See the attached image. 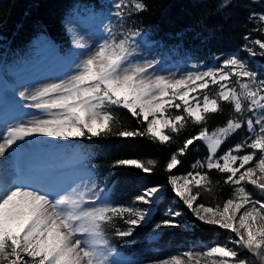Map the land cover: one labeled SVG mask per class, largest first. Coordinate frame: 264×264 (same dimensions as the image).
Masks as SVG:
<instances>
[{"label":"snow or ice","instance_id":"obj_1","mask_svg":"<svg viewBox=\"0 0 264 264\" xmlns=\"http://www.w3.org/2000/svg\"><path fill=\"white\" fill-rule=\"evenodd\" d=\"M115 8V16L122 21L126 15L130 17L145 11L147 6L143 0L127 3L120 0ZM250 18L264 24V12L253 13ZM256 30L264 34V28ZM140 36L138 29L118 33L107 27L102 43L94 50L76 40V47L87 51L81 54L83 58L74 64L70 74L31 93H19L31 101L26 107L38 110L41 115L6 128L0 142V158L17 142L36 136L91 140L113 134L112 126L117 122L113 109L117 107L147 123L143 130L122 129L115 135L147 136L166 143L172 137L165 134L164 129L178 133L188 119L206 125L209 114L222 111L221 102L229 103L237 115L211 132L204 126L197 135L185 140L178 153L171 156L166 170L171 172L181 163L177 156L183 155L194 141L205 142L208 156L197 165L227 174L224 183L234 186L233 196L222 206L197 204L201 196L199 189L212 190L207 172L171 175L168 184L200 221L230 230L235 235L223 245L217 243L202 252L188 251L151 264H184L182 257L188 264H200L194 259L196 256L208 258L211 264H255V260L264 264V224H260L264 221V200L252 199V194L243 186L251 184L264 192V183L254 179L257 171L264 174V79L258 80V73L235 54L218 67L190 72L178 79L150 75L149 70L154 69L158 61L141 63L135 59L139 49L136 37ZM251 44L258 45L261 51L257 53L253 47L245 45L247 53L264 56V40L254 39ZM210 84L217 86L214 94L204 91ZM198 92L203 93L202 97L191 95ZM172 107L182 109L183 114L164 115ZM243 127L249 135L217 156L221 145ZM245 149L251 151L244 152ZM241 152L244 154H236ZM253 160L255 164L246 168ZM116 163L135 166L145 173L151 172L156 164L154 160L138 159H122ZM163 191V186H153L135 196L136 202L149 206L141 209L116 206L102 199L95 182L62 188L54 184L41 187L21 180L0 192V264H120L113 259L117 248L107 239L108 228L114 229L118 237L130 236L133 227L149 217L151 206L161 199ZM241 209L244 210L241 212ZM181 215L180 211H173L169 219L157 223L155 228L178 227L175 217ZM117 219L133 227L120 230L115 227ZM243 250L250 256L241 257Z\"/></svg>","mask_w":264,"mask_h":264},{"label":"trees","instance_id":"obj_2","mask_svg":"<svg viewBox=\"0 0 264 264\" xmlns=\"http://www.w3.org/2000/svg\"><path fill=\"white\" fill-rule=\"evenodd\" d=\"M105 0H0V64L15 68L16 60L26 54L29 48L43 37L49 38L65 56L71 53V37L66 22L74 13L81 15L87 12H99ZM145 11L134 13L128 19L131 30H140L144 40L152 42L155 49L169 60L180 61L188 58L212 62L222 60L225 55H233L244 48L247 40H264V34L257 31L264 28L254 18L253 13L264 12L262 4L255 0H143ZM261 7V8H260ZM245 37H248L246 40ZM139 44L140 49L143 46ZM243 54L247 55L245 50ZM263 61H264V56ZM261 55L259 58L262 60ZM222 111L209 114L207 123L195 124L187 120L184 128L178 133H168L172 139L166 143L153 141L147 136L120 137L114 133L118 130H143L146 121L133 117L127 110L117 107L113 124V134L102 135L85 140L79 144L83 152L97 157L99 166L113 170L111 183L115 190L112 196L124 200L127 196L140 194L143 189L153 186H165L166 195L156 206V211L146 224L129 226L117 219L115 227H133L131 237L141 238L150 233L155 225L165 219L168 208L174 204L187 216L186 224L190 231L180 232L177 228H166L160 238L153 242L135 243L122 248L125 255L137 256L140 251L163 248L175 250L180 243L223 241L227 232L217 227H210L195 218L190 209L179 200L168 184L171 175L180 176L189 173L197 162L206 160L208 149L203 141H194L183 155L181 161L171 172L166 165L172 155L184 146V141L197 135L200 129L207 126L209 132L224 126L234 115L229 103L221 102ZM247 132L246 127L231 135L218 150L222 155L235 144L240 143ZM74 147L78 146L76 143ZM94 150V151H93ZM122 159H138L144 162L154 160L155 167L145 173L135 166L117 165ZM207 172L212 181L211 192H201L199 203L206 206L223 205L233 196V185L224 183L227 174L215 169ZM109 173V172H107ZM114 183V184H113ZM141 186V187H139ZM116 199V200H117ZM175 202V203H174ZM112 229V228H111ZM114 231V229H113ZM182 233V234H181ZM121 244V242H117ZM241 257L250 253L241 252ZM254 259V258H253ZM255 264H260L255 260Z\"/></svg>","mask_w":264,"mask_h":264},{"label":"rangeland","instance_id":"obj_3","mask_svg":"<svg viewBox=\"0 0 264 264\" xmlns=\"http://www.w3.org/2000/svg\"><path fill=\"white\" fill-rule=\"evenodd\" d=\"M255 1L260 5L262 4L264 8V0ZM118 2H120V0H105L99 12L91 11L84 15L74 12L69 17L66 22V27L71 37V53L69 57H61L54 43L49 38L43 37L36 41L26 54H23L16 60L14 69H12L11 66L7 67L5 65H0V142H2V137L8 126L18 121H27L33 116L41 115L38 110L26 107L31 101L22 98L19 93L22 91L31 93L48 83L65 78L66 74H70L74 70V64L83 58L81 54L87 51L77 48L75 45L76 40L88 44L90 49L94 50L99 43H102L107 27H112L113 31L118 33L122 32L124 29H130L128 26L129 16L126 15L122 21L115 16V12L117 11L115 4ZM124 2L127 3L128 0H124ZM136 41L139 42L143 48L140 49L139 47L135 59L141 63L145 61H158L155 68L149 70V74L163 75L169 79H178L190 72H200L207 70L209 67H218L223 64L225 59L232 56L225 55L222 60L219 59L212 62H208L204 59L197 60V58H188L177 62L167 59L159 49L153 47V43L145 41L142 34L140 37H136ZM248 41L249 40L246 42L248 47H253L257 53L261 51L258 45H252ZM243 50H245V45L243 49L234 54L245 60L249 68L258 73V80L264 79L263 57L261 56V60L259 58L260 55L252 56L249 53L245 55L242 52ZM233 80H235V77H233ZM216 89V85L210 84L209 89L204 91H208L209 94H214ZM202 94V92H198L192 93L191 95H199L202 97ZM10 109L14 110L9 112ZM116 110V108L113 109L114 113ZM175 114H183V110L172 107L168 108L164 113L166 116ZM149 119H151V117H149ZM164 132L165 134L172 133L170 129H164ZM248 135L249 133L246 132L242 141ZM84 140L85 138L63 139L36 136L34 138H29L26 142H17V145H13L12 148L8 150L5 157L0 158V192L11 188L15 183L21 180L41 187L54 184L62 188H69L70 186L75 187L77 184L81 186L84 184L90 185L92 182H95V184L98 185V191H100L102 199L113 205L137 207L141 209L149 208L148 205L136 202L135 197L131 195L127 196L124 200H118L117 198L116 200L114 196L111 195L115 190V186L113 187V185H111V183L114 182L112 179L114 171L98 167L99 161H97V157H92L83 152L79 144H82ZM75 143L78 146L74 147L73 144ZM17 151H20L19 163L21 169H19V171L14 169L15 153ZM249 151L251 150H244V152ZM244 152L236 154L242 155ZM257 155H259V153H257ZM217 156L220 155L217 153ZM200 162L203 163L205 160L203 159ZM255 162L256 161L253 160L252 163L245 167H252ZM197 171L203 172L204 170L199 167V165H196L190 172L194 173ZM241 171H243V169ZM186 174L187 173H183L180 176H185ZM31 176L33 177L31 178ZM262 176H264V174L257 171L254 179L264 183V179H261ZM35 180L37 181L34 183ZM243 186L252 194V199L264 200V192H261L251 184L245 183ZM163 187L164 191L161 194V199L155 205L151 206L149 217L141 224H146L152 218L156 211L157 204H159L166 195V188L165 186ZM199 190H203V188ZM193 191L195 192L197 189L193 188ZM97 203H99V201H97ZM196 203L199 204L198 201H196ZM243 210L244 209H241V212ZM173 211H179L177 205L172 204L168 208L165 219H169L170 213ZM181 213V216L175 217V220L179 224L178 227L166 226L159 229L154 227L150 233L138 239L131 237V235L123 238L118 237L114 234L113 229L108 228L106 232L107 239L111 242L112 246L117 248V254L113 256V259L119 261L120 264H151L153 261L162 260L174 255H181L188 251L202 252L209 246H213L217 243L223 245L228 243L229 237H234L235 235L230 230L222 229L217 225H208L201 221L205 225L217 227L227 232L228 238L223 241H217L216 239L210 243L202 241H185V243H180L175 250H170L169 246L167 247L169 248L168 250L155 248L140 251L137 256L124 254L122 248L130 247L138 242L157 241L166 228H177L182 233L190 231V227L186 224L187 216L185 213ZM193 216L197 218L194 214ZM260 224H264V221H261ZM255 226L259 225H254V227ZM118 228L120 230H125V228ZM117 242H121V244H117ZM246 251L247 250H243L241 252ZM182 259H184V264H188L186 258L182 257ZM194 259L199 260L200 264H211L208 258L196 256Z\"/></svg>","mask_w":264,"mask_h":264},{"label":"bare ground","instance_id":"obj_4","mask_svg":"<svg viewBox=\"0 0 264 264\" xmlns=\"http://www.w3.org/2000/svg\"><path fill=\"white\" fill-rule=\"evenodd\" d=\"M3 106H4V105H3ZM16 107H17V106H16ZM16 109H17V108H16ZM13 110H14V109H10L9 112H12ZM5 111H6V110H5ZM14 112H15V111H14ZM22 160H23V159H22ZM12 161H13V160H12ZM14 169H15V168H14ZM20 169H21V166H20ZM32 177H33V176H31V178H32ZM25 178H26V177H25ZM29 178H30V177H29ZM26 180H27V178H26ZM29 181H30V179H29ZM36 181H37V180H35L34 183H35Z\"/></svg>","mask_w":264,"mask_h":264}]
</instances>
